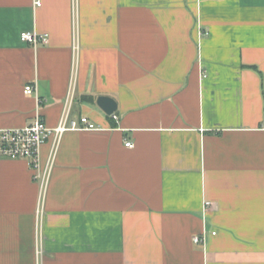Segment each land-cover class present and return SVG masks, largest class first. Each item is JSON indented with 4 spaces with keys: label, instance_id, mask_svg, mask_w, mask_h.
Wrapping results in <instances>:
<instances>
[{
    "label": "crops",
    "instance_id": "1",
    "mask_svg": "<svg viewBox=\"0 0 264 264\" xmlns=\"http://www.w3.org/2000/svg\"><path fill=\"white\" fill-rule=\"evenodd\" d=\"M68 105L45 190L0 154V264H264V0H0V128Z\"/></svg>",
    "mask_w": 264,
    "mask_h": 264
},
{
    "label": "built area",
    "instance_id": "2",
    "mask_svg": "<svg viewBox=\"0 0 264 264\" xmlns=\"http://www.w3.org/2000/svg\"><path fill=\"white\" fill-rule=\"evenodd\" d=\"M40 3V2H38ZM21 39L25 42L37 46L41 42H48L47 34H39L36 31H24ZM24 92L27 95H35L36 88L34 84H26ZM69 103V102H68ZM112 117L118 121V116L113 114ZM102 128L90 120L88 116H81L78 119L69 118V105L63 114L61 121L57 126L47 125L45 120L38 114L36 119L24 126L18 128H0V154L10 159H26L28 164L35 171V178L40 180L41 188L46 189L53 163V155L57 148V142L65 131L68 130H101ZM55 138L54 150L49 163L42 167L41 164V147L50 137ZM126 145L133 147L130 141ZM211 204L210 201L205 202ZM195 242H200L201 237L195 236Z\"/></svg>",
    "mask_w": 264,
    "mask_h": 264
},
{
    "label": "water",
    "instance_id": "3",
    "mask_svg": "<svg viewBox=\"0 0 264 264\" xmlns=\"http://www.w3.org/2000/svg\"><path fill=\"white\" fill-rule=\"evenodd\" d=\"M97 104L100 106L101 109L104 110L109 115L114 114L118 109L117 101L107 95H100L97 98Z\"/></svg>",
    "mask_w": 264,
    "mask_h": 264
}]
</instances>
